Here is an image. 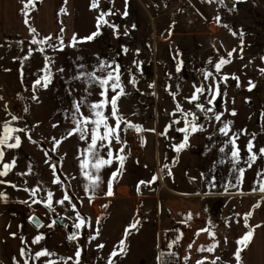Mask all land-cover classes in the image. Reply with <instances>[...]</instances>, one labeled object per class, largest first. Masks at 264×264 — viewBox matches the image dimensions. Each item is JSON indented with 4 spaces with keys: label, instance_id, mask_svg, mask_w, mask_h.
<instances>
[{
    "label": "rangeland",
    "instance_id": "obj_1",
    "mask_svg": "<svg viewBox=\"0 0 264 264\" xmlns=\"http://www.w3.org/2000/svg\"><path fill=\"white\" fill-rule=\"evenodd\" d=\"M93 2L65 0L70 9L59 14L58 32L7 38L0 33V139L6 125L16 129L7 143L20 139L18 148L0 144V171L15 162L0 176V264H161L168 253L174 258L166 264H179L180 250L193 244L197 233L205 240L203 254L214 259L220 253L230 262L237 261L242 247L237 241L249 230L252 237L240 259L263 261L258 253L264 252V192L259 190L264 184V0H95V8ZM102 13H109L103 17L108 23L86 39L98 31ZM222 58L230 63L217 71ZM117 67L124 92L117 101L123 118L119 142L115 137L110 145L104 142L108 146L99 150L100 157L111 163L97 172L91 167L97 157L88 151L90 133L84 140L79 133L68 134L76 120L95 119L85 105L103 99L98 83L90 85L81 74L115 77ZM207 73L212 75L205 78ZM202 85L205 92L190 103ZM217 85L219 94L209 104ZM119 91L108 86L107 99ZM103 112L115 127L111 105ZM193 115L200 130L177 152L185 137L178 129L193 122ZM228 122L225 136L219 129ZM233 138L239 161L231 156ZM253 153L257 158L249 167ZM84 160L89 163L82 170ZM97 176L93 188L90 177ZM49 192L51 208L45 206ZM65 195L69 200L57 203ZM31 213L44 221L41 229L27 221ZM51 214L74 227L84 223L69 240ZM130 225L135 228L126 235ZM170 232L176 243L169 241ZM37 236L42 239L34 244ZM10 237L27 241L17 244ZM50 237L63 245L60 253L47 244ZM40 251L50 255L37 258ZM113 251L118 255L111 256Z\"/></svg>",
    "mask_w": 264,
    "mask_h": 264
},
{
    "label": "snow or ice",
    "instance_id": "obj_2",
    "mask_svg": "<svg viewBox=\"0 0 264 264\" xmlns=\"http://www.w3.org/2000/svg\"><path fill=\"white\" fill-rule=\"evenodd\" d=\"M27 7V6H26ZM92 7L95 8L97 7V4L95 3V0L92 4ZM109 13H102L101 16L98 18V22H97V28H98V31L96 33H93L92 36H89L87 37L86 39H93L96 35L99 34V27L101 24H107L108 21L105 20L103 17L105 15H108ZM127 13H125L126 15ZM27 23V21H25ZM31 32H35V29H30ZM47 39H51L50 37L48 38H45V40ZM73 40L75 41V36L73 37ZM37 41L34 39L32 41V43H36ZM45 41H40V43H44ZM229 57L232 55V53H228ZM227 63H230V60L228 59H221L219 63L216 64V70L219 71L220 68L224 65V64H227ZM107 66L104 65L103 63L101 64V67H100V71H104L105 68ZM116 71V75L115 77L113 76V73L112 72H108V75L106 78H100V77H96L93 73H88V74H84L82 73L81 74V77L80 78H85L87 79L88 83L91 85V84H96L98 83L99 87L101 89H103L101 92H100V96L103 97V99H101L100 101L98 102H95V103H92L91 105H85L86 107H89L91 113L95 116V119H89L88 117H82L80 120H76L75 123H76V127L69 132V136L73 135V133H79V136H80V139L81 140H84L86 135L90 133V137H91V143L88 145V151L91 155H93L94 157H97L95 163H93L91 165L92 168H95L97 172H99V170L110 164L111 163V159H103L100 157V152L99 150L100 149H103L105 147H107L108 145L111 144V139L113 137H115V139L117 140V142H119V136L117 134V130L118 128L120 127V122L121 120L123 119L122 117L119 116L118 114V109H117V101L119 99V96L124 94L123 92V88H121L120 86V78H119V69L117 67V69H115ZM177 71H179V66L177 67ZM264 71V70H262ZM212 74L211 73H207L206 74V77L207 78L208 76H211ZM235 78V77H233ZM224 79H227V77H224ZM110 81H114L113 83H111V85H109V82ZM47 80H45V83H44V87H47ZM37 84L40 83V81H36ZM134 83V81H133ZM108 86H110L112 88L113 91H115L116 89H120L119 92L116 93V95H113L111 97V100H108L107 99V89H108ZM208 91H212L211 88H208L207 89ZM205 92V87L202 85L200 87H196L195 88V92L193 93V95L191 96L189 102H193V101H197L199 99V96L198 94H203ZM219 94V86L217 85L216 86V92L214 95H212L211 99L208 100V103L209 104H212L213 101L216 99V96ZM111 105V116L114 117L116 119V126L115 127H112V126H109L108 124V119L109 117L104 115V112H103V109L107 106V105ZM197 108L201 109V111H206V112H213V109L212 108H208V109H204L203 108V105L201 104H197L196 105ZM79 105L76 106V111L77 113H79ZM177 111H181L180 109V106L177 105ZM233 115H235V113L233 112ZM215 120L219 121L221 119V116L220 115H215L214 116ZM13 120L17 119L16 117H13L12 118ZM74 119H75V116H74ZM196 117L193 115V122H186V127L185 128H181V129H178V131L180 132H183L185 133V137H184V142L179 144L178 146H176L175 150L177 152H179L182 148L186 147L187 146V139H188V135H190L191 133H194V132H197L200 130V128H198L196 126V124L194 123ZM191 124V128H190V131H189V127H188V124ZM231 122H228L224 125V127L220 128L219 131L224 134L225 136H228L229 134V124ZM92 125V127L90 129H87L85 128L84 126L86 125ZM129 127H135L137 129V131H139V126H134V125H131L129 124L128 125ZM101 127H103V132L101 134L100 132V129ZM13 131H16V129H9L7 127V125L5 126V137L3 139H0V144H5L7 146V148H18L20 146V139L19 137H16V142L15 143H7V140L9 138V134ZM19 131H23V129H20ZM107 141L108 142V145H106L104 142ZM99 142V143H98ZM60 141H56V144L59 145ZM228 143H230L232 145V153H231V156H232V159L234 161H239V148L237 147L236 145V139L233 138V139H230L228 141ZM252 148H253V145L251 143V141L248 143L247 145V149L248 151L251 153L252 152ZM122 151V149H121ZM221 152L224 151V148H221L220 149ZM260 153L262 155H264V148H261L260 149ZM3 155L4 153L2 151H0V159L3 158ZM108 156L111 157L112 156V152L111 150L109 149L108 151ZM256 154L253 153L252 155L249 156V167H251V163L254 162L256 160ZM120 160H121V165H122V161H123V157H120ZM14 161L12 164H4V170L3 171H0V176H6L8 174V172L12 169V167L14 166ZM88 161L87 160H84L81 162V168L82 170L86 167H88ZM243 169H240V173L241 175H243ZM85 175H88V173H85ZM117 175V173H113V177H115ZM259 175V174H258ZM156 178L153 177V180H155ZM90 180H91V187L95 188L98 181H99V177L97 176L95 179H92L90 177ZM59 181L58 180H55L54 183H58ZM0 183H3V181H0ZM143 183V182H141ZM13 187H15V185H13ZM27 190V189H26ZM255 190V189H254ZM260 191L264 192V184H261L260 186ZM36 189H33L32 190V194L35 195L36 193ZM108 195H112V192H111V185H109V192L107 193ZM3 194L0 193V196H2ZM51 200H52V193L49 192L48 193V202L45 204L46 207L48 208H51ZM65 200H69V197L67 195L64 196V199L63 200H60V201H57V203H60V204H63ZM34 202H39V201H34ZM251 213H247L245 214V222L247 221V217L250 216ZM77 218L79 219V214H77ZM84 221L81 220V222L79 224H76L75 227L76 228H80L82 225H83ZM138 223V222H137ZM259 227V226H257ZM132 228H135V225H130L129 228H126L125 229V234L127 235L128 232L130 231V229ZM202 231H206L205 230H202ZM199 234V233H197ZM209 235H214L213 233H209ZM251 237H252V232L251 230H249L240 240L237 241V244L238 245H241L242 247L241 248H238L237 249V252L235 253L236 255V258H237V261H238V264H239V258H240V252L242 250V248L244 247H247L248 243L250 242L251 240ZM75 237L74 236H70L68 239L69 240H72L74 239ZM42 239L41 236H37L34 240H33V243H38L40 240ZM94 239V237H93ZM123 244H124V240H121L120 241V245H121V251H123ZM215 244H213L212 246H209L206 250L208 252H212L215 248ZM99 247H103V245H100ZM189 247H191V245H189ZM200 250H204V249H200ZM21 254L23 255L24 254V251L23 249L21 250ZM36 257H41V256H47V255H50V253H48L47 251H40V252H37L36 254ZM80 255V251L78 250L76 252V256L79 257ZM118 253L116 251H113L111 253V256H117ZM219 259V258H217ZM25 264H27V262H25ZM166 264V262H165ZM197 264H203V261H198ZM212 264H216L215 261L212 262Z\"/></svg>",
    "mask_w": 264,
    "mask_h": 264
},
{
    "label": "crops",
    "instance_id": "obj_3",
    "mask_svg": "<svg viewBox=\"0 0 264 264\" xmlns=\"http://www.w3.org/2000/svg\"><path fill=\"white\" fill-rule=\"evenodd\" d=\"M64 2L65 0H0V33L4 34L2 37H28V35L31 36L33 33L42 32L49 35L58 32L60 25L59 14L62 11V13L66 12V15H68L67 13L70 9L68 3L64 4ZM26 6H31V8L27 9ZM30 29H35V32H31ZM25 227L29 229L28 226ZM9 239L13 241L17 239L18 242L15 241L17 244L20 243V240L25 243L27 241L25 237H10ZM183 241H185L184 238L182 246L184 244ZM202 241L205 240L201 238V235L195 234L194 243L192 244V241L189 243L191 247L187 245L180 250L179 264H197L198 261H203V264H212L213 261L216 264H238V261L234 259L229 262V259L220 257V253L214 259V255L203 254V251L200 250L202 249L200 248L202 247ZM62 249L57 253H60ZM215 250L218 251L217 249ZM249 250L247 248V251ZM240 253H242V250ZM261 255L264 257V252L261 254L259 249L258 257H261ZM207 257L209 260L206 259ZM239 264L250 263H246L245 258H239ZM256 264H264V260L261 261L259 259Z\"/></svg>",
    "mask_w": 264,
    "mask_h": 264
},
{
    "label": "water",
    "instance_id": "obj_4",
    "mask_svg": "<svg viewBox=\"0 0 264 264\" xmlns=\"http://www.w3.org/2000/svg\"><path fill=\"white\" fill-rule=\"evenodd\" d=\"M52 220L59 226L64 227L68 233L69 236H74L76 234V228L69 223H67L65 220L60 218L59 216L55 214H51ZM27 221L36 229H41L44 226V221L35 213H31L27 217ZM47 244L56 252L61 250L62 244L54 237H50L47 240Z\"/></svg>",
    "mask_w": 264,
    "mask_h": 264
},
{
    "label": "built area",
    "instance_id": "obj_5",
    "mask_svg": "<svg viewBox=\"0 0 264 264\" xmlns=\"http://www.w3.org/2000/svg\"><path fill=\"white\" fill-rule=\"evenodd\" d=\"M128 131L130 132L131 130L129 129ZM168 239L171 243H176V241L178 240V237L173 232H170L168 233ZM173 258L174 256L171 255L170 259H173Z\"/></svg>",
    "mask_w": 264,
    "mask_h": 264
},
{
    "label": "trees",
    "instance_id": "obj_6",
    "mask_svg": "<svg viewBox=\"0 0 264 264\" xmlns=\"http://www.w3.org/2000/svg\"><path fill=\"white\" fill-rule=\"evenodd\" d=\"M31 8V6L29 7H27V9H30ZM170 256V254L168 253V255H166V254H163V256H162V258H161V264H165V262L167 263V262H169V257Z\"/></svg>",
    "mask_w": 264,
    "mask_h": 264
}]
</instances>
